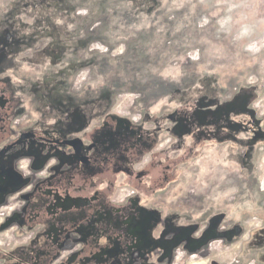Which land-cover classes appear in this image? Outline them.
<instances>
[{
	"label": "rangeland",
	"instance_id": "obj_1",
	"mask_svg": "<svg viewBox=\"0 0 264 264\" xmlns=\"http://www.w3.org/2000/svg\"><path fill=\"white\" fill-rule=\"evenodd\" d=\"M3 77L15 97L0 110V148L22 131L89 142L109 114L141 131L169 126L190 143L208 126L198 114L213 113L230 134L210 132L213 139L202 141L198 153L179 157L171 150L180 164L177 181L153 193L120 176L113 198L122 204L138 193L141 202L182 220L205 222L211 209L241 221L232 242L213 239L208 246L204 238L205 257L171 243L168 257L181 250L182 264H225L232 257L264 264V238L254 233L260 227L254 222L264 220V146L254 157L227 146L231 133L251 141L253 130L264 133V0H0ZM174 135L160 132L170 142ZM63 149L32 140L11 156L25 174L31 165L41 177L48 169L78 170ZM240 159L253 169L240 168Z\"/></svg>",
	"mask_w": 264,
	"mask_h": 264
},
{
	"label": "flooded vegetation",
	"instance_id": "obj_2",
	"mask_svg": "<svg viewBox=\"0 0 264 264\" xmlns=\"http://www.w3.org/2000/svg\"><path fill=\"white\" fill-rule=\"evenodd\" d=\"M13 93L11 81L1 78L0 110L15 97ZM201 115V122L208 125L201 127L203 137L213 139L212 131H221L220 136L230 134L228 124H216L220 121L213 113L210 117L198 114V121ZM98 124L89 134L94 137L89 142L82 136L52 141L22 131L0 148V264H152L149 252L168 238V227L173 230L170 237L177 236L173 220L141 202L138 193L122 204L113 195L120 176L137 190L156 193L167 189L180 174V164L169 152L178 150L179 157L193 154L195 142L187 147L185 137H176L169 126L157 123L155 128L141 131L114 114ZM164 129L175 136L172 142L161 140ZM74 139H79L75 148L66 143ZM32 140L69 151L78 170L48 169L42 177L32 165L26 174L16 170L11 154ZM214 220L217 223L222 218ZM204 232L205 227L195 225L179 246L188 248Z\"/></svg>",
	"mask_w": 264,
	"mask_h": 264
},
{
	"label": "crops",
	"instance_id": "obj_3",
	"mask_svg": "<svg viewBox=\"0 0 264 264\" xmlns=\"http://www.w3.org/2000/svg\"><path fill=\"white\" fill-rule=\"evenodd\" d=\"M186 140V139H185ZM212 139H208L206 137H201L200 139H198V141H192L190 143H185L186 146L188 147V145H192V142H195L194 146H193V154L198 153L199 152V148L198 146L200 145V143L202 141H209ZM217 140V139H216ZM230 140V144L227 145L230 148L233 149L232 144L234 143L235 146H240V147H245L247 148V150L250 151V157L251 155L254 157L255 154H252L251 152L254 151V153H256L257 151V147L259 144H262V146H264V137H261L259 139H252L249 140L248 137L242 136V137H238V133H234L232 135L231 133V138ZM240 156H242V154L244 152H240ZM249 153V152H248ZM246 157H247V153H246ZM241 163L240 168H245L247 166L251 167L253 169V165L249 164V161H243L242 159H240L239 161ZM252 163V161H251ZM208 213V218L205 220V222H200L198 220H182L179 213H161L162 217H167L171 220H173L174 224H175V229L177 232V236L176 237H170V234L168 233V238L160 243L152 252H149L150 256L149 258V262H151L152 264H171L173 262V258L174 255L168 257V246L173 243L176 247H181L179 246V243L187 238L191 232H192V228H194L195 225L197 226H201V227H205V232L203 234V236H200L198 238H194L190 241V246L186 249H184V252H186L185 254L188 256L192 255L193 257H205L208 255V251L210 249H208L207 247L203 246L204 245V238H206V240L208 239V246L209 243L211 241L214 240H218L219 242L222 243H229L232 242L233 240L237 239L240 235V233L237 232L238 227H240L241 221L240 222H234L231 223L227 220V215L225 212H217L215 210H211L209 209L207 211ZM221 217L222 221H218L217 223H215V220L213 221L214 217ZM261 225L259 228L255 229V234H260L261 237L264 238V220L261 218ZM231 227H235V229H233L232 231L229 232V229ZM207 243V242H206ZM205 243V244H206ZM261 246H263V244H261ZM192 247V248H191ZM188 251V253H187ZM174 252V251H172ZM191 256V257H192ZM152 259H154V261H152ZM212 264H218L215 261H211ZM225 264H239V260L237 258V260H235L234 262L231 263H225Z\"/></svg>",
	"mask_w": 264,
	"mask_h": 264
},
{
	"label": "built area",
	"instance_id": "obj_4",
	"mask_svg": "<svg viewBox=\"0 0 264 264\" xmlns=\"http://www.w3.org/2000/svg\"><path fill=\"white\" fill-rule=\"evenodd\" d=\"M104 49L106 50V48L104 47ZM122 52V51H121ZM86 78V74L85 75H81V77L76 81L77 83V87L76 88H79L81 89L82 87V82L85 80ZM78 89V90H79ZM255 224V227H259L261 225L260 221L259 220H256L254 222ZM254 227V228H255ZM243 230V229H242ZM236 256V254H235ZM184 257V254H183V251L179 250V251H176V253L174 254V258H173V262L171 264H182V259ZM236 257H232L231 260L229 261V263L231 262H234L236 259ZM248 264H255L254 261L248 263Z\"/></svg>",
	"mask_w": 264,
	"mask_h": 264
},
{
	"label": "water",
	"instance_id": "obj_5",
	"mask_svg": "<svg viewBox=\"0 0 264 264\" xmlns=\"http://www.w3.org/2000/svg\"><path fill=\"white\" fill-rule=\"evenodd\" d=\"M262 136H263V132L261 131L260 128H258V130H256V131H254V139H259V138H261ZM78 141H79V139H74V140H71V141H66V143L72 145V146L75 148L74 144H75L76 142H78ZM236 229H237V232H238V233L241 232V228H240V227H238V228H236Z\"/></svg>",
	"mask_w": 264,
	"mask_h": 264
}]
</instances>
